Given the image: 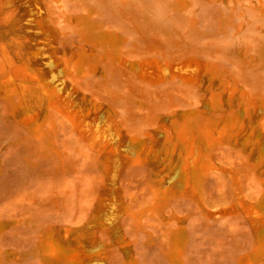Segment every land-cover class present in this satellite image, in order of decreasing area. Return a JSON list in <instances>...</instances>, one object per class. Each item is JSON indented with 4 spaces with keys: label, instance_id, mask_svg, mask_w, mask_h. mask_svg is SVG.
Masks as SVG:
<instances>
[{
    "label": "rangeland",
    "instance_id": "obj_1",
    "mask_svg": "<svg viewBox=\"0 0 264 264\" xmlns=\"http://www.w3.org/2000/svg\"><path fill=\"white\" fill-rule=\"evenodd\" d=\"M53 2L0 0V92L2 69L17 80L0 99V264H42L48 233L83 264H171L175 243L179 264H264V0ZM79 20L115 46L92 49ZM208 107L211 168L185 183L173 121Z\"/></svg>",
    "mask_w": 264,
    "mask_h": 264
},
{
    "label": "bare ground",
    "instance_id": "obj_2",
    "mask_svg": "<svg viewBox=\"0 0 264 264\" xmlns=\"http://www.w3.org/2000/svg\"><path fill=\"white\" fill-rule=\"evenodd\" d=\"M54 2L58 5V0H54ZM75 28L77 30V33H79L94 50L99 47L112 48L115 46L114 38L108 37L106 35L95 34L94 30L97 28L95 26L87 25L84 21H76ZM84 58L85 55H83V53L79 55V58L74 65V71L76 74L81 73ZM24 72H29L28 67L24 68ZM1 73L3 75V86L0 92V99L2 103L10 104L12 101V95L13 93H15L17 80L14 74H12L7 69H2ZM33 77L35 79H38L37 73H34ZM143 78L144 77H140V79ZM106 80V77L101 78L102 86L106 85ZM22 85L25 87L29 86L27 82H22ZM33 94H47L49 96L48 98L51 101H48V116L50 110H53L51 107V91L47 90L44 82L38 80L33 88ZM210 112L211 108L208 107L204 111H194L192 113L184 114V116H182V120H180L181 122L176 119L173 121L174 145L177 147L178 152L182 158L181 167L188 168V170L185 171V183L189 180H197L199 175L205 174L211 168L207 151L210 150L214 143L218 140L220 131L216 130V132H214L215 121L210 118V115L212 114ZM167 140H169V137L166 138V141ZM131 142L132 146H134L133 140ZM155 177L157 179L160 176ZM260 199L264 200V194L261 195ZM133 219L137 222L138 225H141L143 218L142 216H139L133 217ZM175 242H177L176 239L174 240V243ZM257 242L259 249L264 248V229L259 232ZM34 244V249H36L34 253L35 255L38 254L37 256L39 257L42 264H83V261L80 257L77 256L75 250L67 248L66 246L58 242V240L52 233H48L44 240L36 238L34 240ZM179 254L180 250L175 243L174 249L168 255V260L171 262V264H179Z\"/></svg>",
    "mask_w": 264,
    "mask_h": 264
}]
</instances>
